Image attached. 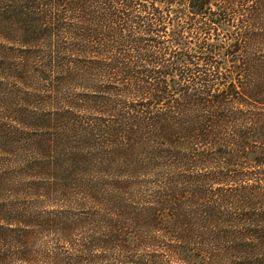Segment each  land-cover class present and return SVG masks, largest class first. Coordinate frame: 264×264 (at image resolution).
<instances>
[{"label": "trees", "instance_id": "trees-1", "mask_svg": "<svg viewBox=\"0 0 264 264\" xmlns=\"http://www.w3.org/2000/svg\"><path fill=\"white\" fill-rule=\"evenodd\" d=\"M40 262L264 264V0H0V264Z\"/></svg>", "mask_w": 264, "mask_h": 264}, {"label": "rangeland", "instance_id": "rangeland-1", "mask_svg": "<svg viewBox=\"0 0 264 264\" xmlns=\"http://www.w3.org/2000/svg\"><path fill=\"white\" fill-rule=\"evenodd\" d=\"M31 248H38V246H37V244H33L32 246H31ZM39 264H41V262L39 263Z\"/></svg>", "mask_w": 264, "mask_h": 264}]
</instances>
